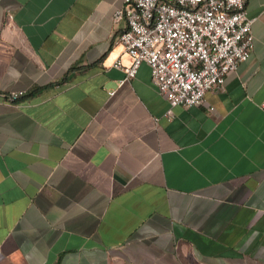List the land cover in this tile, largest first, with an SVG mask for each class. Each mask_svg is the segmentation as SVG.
I'll use <instances>...</instances> for the list:
<instances>
[{
	"label": "crops",
	"instance_id": "obj_1",
	"mask_svg": "<svg viewBox=\"0 0 264 264\" xmlns=\"http://www.w3.org/2000/svg\"><path fill=\"white\" fill-rule=\"evenodd\" d=\"M122 3L0 0V264H264V0L171 120L146 64L118 85Z\"/></svg>",
	"mask_w": 264,
	"mask_h": 264
},
{
	"label": "built area",
	"instance_id": "obj_2",
	"mask_svg": "<svg viewBox=\"0 0 264 264\" xmlns=\"http://www.w3.org/2000/svg\"><path fill=\"white\" fill-rule=\"evenodd\" d=\"M244 6L245 0H123L113 14L115 23H125L113 44L128 57V65L113 64L124 73L118 85L130 81L144 63L168 104L167 120L175 107L205 106V95L222 88L226 76L250 57L253 20Z\"/></svg>",
	"mask_w": 264,
	"mask_h": 264
}]
</instances>
